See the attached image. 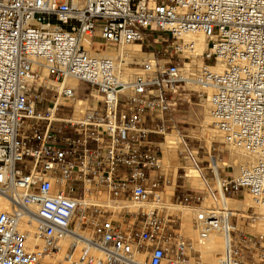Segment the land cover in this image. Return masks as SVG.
<instances>
[{
	"label": "built area",
	"instance_id": "1",
	"mask_svg": "<svg viewBox=\"0 0 264 264\" xmlns=\"http://www.w3.org/2000/svg\"><path fill=\"white\" fill-rule=\"evenodd\" d=\"M96 35L152 57L94 52ZM125 64L140 70L132 80L120 77ZM43 68L59 88L39 83ZM80 86L86 103L75 115L59 100ZM206 87L213 128L254 156L223 194L246 191L264 208V0H0V194L9 201L0 264H203L165 202V176L152 172L162 171L156 138L168 113ZM209 191L174 190L171 203L200 207V239L226 230L219 264H264V235L238 227L264 214L201 207L208 193L220 197Z\"/></svg>",
	"mask_w": 264,
	"mask_h": 264
},
{
	"label": "bare ground",
	"instance_id": "2",
	"mask_svg": "<svg viewBox=\"0 0 264 264\" xmlns=\"http://www.w3.org/2000/svg\"><path fill=\"white\" fill-rule=\"evenodd\" d=\"M205 41L206 40H204L202 37L198 39V53H200L204 49L206 45ZM104 52L107 55H110L113 57L122 54V56L126 59L127 62L135 61L136 58L139 59L140 61V57L144 55V53L141 50V46L139 44H128V45L121 46V48L119 49H116L114 46L109 45L105 49ZM149 57L150 58L152 57V53H150ZM193 57H195V55H193ZM193 62H196L198 65H200L201 59L193 58ZM122 67L123 69L120 71V77L123 78L124 80H132L136 76V74L140 72L139 68L137 67H130V66H127L126 64L123 65ZM39 83H42L50 88L60 87V85L56 84L54 81H52L50 78L47 77V71L44 68L41 70ZM66 83L71 87H77L78 85L77 80L73 78L67 79ZM206 90L208 94L206 95V98H204V100H206L207 104H209V114L208 115L210 116V117H206V122L210 121L211 123L212 120H211V115H210V111H211L210 95L212 93V89L209 87H206ZM59 101L62 103L73 105L76 109L75 115H78L77 112L79 111L81 105L86 102V99L77 97L74 100L67 102L63 98H60ZM218 136L221 138V140L218 138L220 142H223L222 136L220 134ZM177 139H178L177 133L175 131L170 132L166 134V141L162 143L164 147L163 154H162V157H163L162 161L164 162V164L172 163L176 167V169L178 166L177 146H176V144L178 143ZM227 145L231 148L232 154L228 160L222 161L221 165L222 167H231L232 173L235 175L233 177L237 179L240 176L242 167L248 164L253 159L254 156L249 154L243 148H240V147H237L231 144H227ZM213 161L215 162L214 159ZM184 167L187 171L185 174V177L189 181H191L193 186L205 187V189L209 191V186L206 183V180L201 175L200 169L195 166L193 160L189 161ZM225 180H226V177L220 179V185L217 188L218 192L221 191L223 193L222 187H223ZM165 188L166 190L163 191V195H164L165 202H166L168 200H171L173 197V185L166 186ZM227 199L228 198H224L222 201V199L219 200L217 197H213L211 193H208L207 197L203 201V204L212 205V206L231 207V208H234V210L242 209L243 212H246L244 210H247L248 207H255L257 212L264 214V208L258 207L255 204L252 197L250 198L249 195H247V197L243 201L241 200L240 201H229ZM96 201L109 202L107 195L105 194L99 195L96 198ZM8 207H9L8 199L5 196L0 194V212L6 210ZM186 207H184V205L183 206L173 205L172 207L173 209L180 208L182 210L180 214L181 227H182L181 231L186 233V235L191 238V240L193 241L195 245V248L201 253V257L204 260H206L208 264H219L222 258L226 255L228 251V236H227L226 230H223V228L212 230L209 233L207 238L200 239L199 230H200L201 225H200V222L198 221V215L200 214L201 209H198V208L188 209ZM27 228L33 231L35 226L30 225ZM67 244L68 242H65V246H67Z\"/></svg>",
	"mask_w": 264,
	"mask_h": 264
},
{
	"label": "rangeland",
	"instance_id": "3",
	"mask_svg": "<svg viewBox=\"0 0 264 264\" xmlns=\"http://www.w3.org/2000/svg\"><path fill=\"white\" fill-rule=\"evenodd\" d=\"M52 22H55V20L52 19ZM106 47H107L106 44L101 40V38L98 35H96L94 38L93 45H92L93 51L94 52H104ZM150 50L152 49L149 47H144L142 50L144 55L140 57V61L137 58L135 59V61L137 60V62H142L145 60H149L150 53L145 54V52H151ZM131 67L138 68V66H135V65H132ZM79 90H80V94L78 98H83L82 93L85 90V87L80 86ZM184 97H185V100H183L181 104L177 105L175 110H172L168 113V117L171 119V121L169 122V128L167 129V132H166V134L170 132H174V131L177 133V137H178L177 139L178 143L176 144L177 159H178V165L180 164V167H178V169L176 170L175 166L172 163L164 164V162L161 160V164H162L161 172L167 176L166 183H171L173 180L175 181L174 190L176 194L180 192L181 190H183L184 188H192V189H196L202 192H206L205 187L193 186L191 181H189L185 177V174L187 171L184 166L189 161H191V158L189 157V155L184 151L185 149L184 142H186L187 145L192 150V152L195 154L196 159L202 162L201 167H205V171H207L208 173V182L206 181V183L207 184L209 183L208 186L210 185L212 189L217 190V188L220 185V179L222 178V175H224V177L235 176L232 173L231 167H222L221 165L222 161L228 160L229 157L231 156L232 154L231 148L224 142H220L221 138L218 136L219 134L214 130L210 121L208 120L209 122H206V117H210L208 115L209 114V104H207V101L204 100L206 96L200 99L196 95L190 96V99L187 95ZM166 134L165 136L156 138L159 143L158 149L160 150L161 154H163L164 147L162 143L166 141ZM218 158L220 159L218 160ZM213 159H216L215 162L213 161ZM209 164L212 168H214L216 172L215 179H211L212 173L210 169H208ZM199 169H200L201 175L203 176L202 174L203 170L201 168ZM186 180L189 182L190 187L186 184ZM174 190H173V194H174ZM219 194H220V197L218 196L217 198L219 200L222 199V201L224 198H228L227 200L229 201H240V200L243 201L245 200L247 195L250 196L248 192L241 191V190L230 196L224 195L221 191H219ZM171 200L166 201L167 204H171L170 206L172 207L173 205L183 206L181 204H173L171 203ZM206 206H212V205H205L202 203L201 207H206ZM186 208L195 209L197 207H186ZM224 208L234 210V208H231V207H224ZM198 209H200V207ZM248 209L249 211H252L254 208L248 207L247 210ZM247 210H244V211H247ZM241 211L243 210L241 209ZM170 212L180 217L182 210L180 208L179 209L172 208ZM238 227L249 234H257V233L264 234V221L262 220L251 222L245 225L243 224V222L239 221ZM181 232L186 238L191 240V238L187 236L186 233H184L183 231ZM200 259L203 264H208V262L201 257V253H200Z\"/></svg>",
	"mask_w": 264,
	"mask_h": 264
},
{
	"label": "crops",
	"instance_id": "4",
	"mask_svg": "<svg viewBox=\"0 0 264 264\" xmlns=\"http://www.w3.org/2000/svg\"><path fill=\"white\" fill-rule=\"evenodd\" d=\"M142 50V49H141ZM143 52V51H142ZM148 53H152V52H145V54H148ZM220 158H218V160H219ZM214 160H216V159H214ZM178 167H180V164L177 166V169H178ZM176 168V167H175ZM176 169V170H177ZM154 173H156V174H163L164 176H165V181H167V176L164 174V173H162L161 171L160 172H152V174H154ZM222 178H224V175H222ZM166 183V182H165ZM186 184L189 186L190 184H189V182L186 180ZM171 185H173V190H174V188H175V181L173 180L171 183H166V185H165V187L166 186H171ZM190 187V186H189ZM166 190V188L164 189V191Z\"/></svg>",
	"mask_w": 264,
	"mask_h": 264
}]
</instances>
